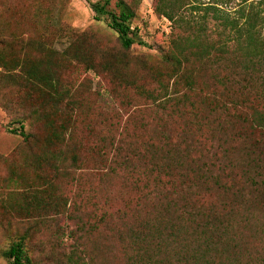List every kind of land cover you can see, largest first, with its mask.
Listing matches in <instances>:
<instances>
[{
	"label": "trees",
	"instance_id": "1",
	"mask_svg": "<svg viewBox=\"0 0 264 264\" xmlns=\"http://www.w3.org/2000/svg\"><path fill=\"white\" fill-rule=\"evenodd\" d=\"M177 1L160 0L157 6L183 29L161 53L163 67L150 68L157 88L149 90L124 73L118 78L150 98L155 115L108 120L110 131L92 150L102 159L101 185L79 189L71 198L55 180L70 177L77 183L73 171L88 159L68 137L80 102L64 73L81 62L85 69L95 67L86 37L63 32L67 46L60 51L11 35L8 18L0 13V104L10 113L27 114L45 135L25 131L23 123L9 131L30 152L38 148L28 164L39 180L47 175L46 165L56 174L36 189L2 194L7 220L33 221L0 248L8 264H33L31 247L40 225L62 214L75 228L68 236L60 226L54 235L62 247L66 235L73 239L70 250L54 252L49 245L46 252L42 244L36 250L53 264H264V33L257 23L264 16L252 6L244 24L223 17L221 29L212 30L204 17L174 20ZM45 2L28 1L26 12L34 9L36 17L49 12ZM110 3L90 6L96 19L106 17L118 34L120 53L144 44L132 27L131 5L118 0L115 10ZM4 9L13 11L8 3ZM99 52L102 73L114 76L127 67L124 57ZM9 89L19 97L15 102L6 97ZM113 178L123 189L110 204ZM7 181L23 178L12 171Z\"/></svg>",
	"mask_w": 264,
	"mask_h": 264
},
{
	"label": "rangeland",
	"instance_id": "2",
	"mask_svg": "<svg viewBox=\"0 0 264 264\" xmlns=\"http://www.w3.org/2000/svg\"><path fill=\"white\" fill-rule=\"evenodd\" d=\"M28 1L30 0H0V13L3 11V15L7 16L12 30L11 35L39 39L62 51L67 46V39L63 32L72 31L75 34H82L87 40L85 48L91 51L92 62L96 67L85 69L84 63L81 62L80 66L72 67L64 73V80L68 82L71 92L80 102L75 112L76 120L68 130V137L77 148H80L81 158L83 156L88 159L84 167L73 171L78 176L77 183H74L70 177V179L55 180L60 192L71 198L79 189L85 190L88 186L97 188L101 185L98 174L104 171L101 168L102 159L92 150L94 147L97 148L104 132L110 131L108 120L124 121L128 117L147 118L155 115L151 110L154 106L153 101L139 96L134 86L127 85L125 82L119 83V74L124 73L126 78L137 84H143L149 90L156 89L157 84L150 75V68L163 67V63L159 62L161 53L169 49L173 34L183 32V29L157 10L160 0H124L135 11L132 27L136 29L138 39L144 44L135 43L129 50L120 53L122 47L118 34L109 27L106 17L96 19L90 6V2L99 0H46L44 7L49 9V12H42L39 17H36L34 9L29 13L26 12ZM117 1L111 0L109 7L118 10ZM7 3L13 11L4 12V5ZM176 5L178 9L173 14L174 20L181 17L185 20L199 21L204 17L212 30L217 27L221 29L219 23L223 17L235 18L239 23L244 24L252 6L259 9L264 16V0H178ZM257 23L263 26L261 31L264 33V21L260 24L258 18ZM99 51L124 57L123 60H127V67L115 73L114 76L102 73L98 66L101 60ZM0 70H2L1 67ZM5 94L10 102H15L19 98L13 89L5 91ZM19 118H22L21 122ZM21 123L25 131L36 132L43 139L45 132L40 123L27 114L25 116L21 110L17 114L14 111L10 113L0 104V203L10 191H19L23 186L24 190H32L33 188H29L30 185L36 189L42 185V182L44 183V178L53 179L56 175L50 170L49 165H46L43 172L47 175L41 176L43 178L39 180L35 168L28 164L38 148H33L30 152L22 138L17 133L9 131L13 128L19 130ZM29 155L31 156L28 160ZM99 158L101 162L98 161ZM12 171L19 173L23 181L17 184L8 183L7 177ZM122 189L120 180L113 178L110 186V204L116 203L114 196L120 194ZM2 194L4 197H1ZM13 196L16 197L14 194ZM3 210L0 208V248L7 245L11 234L22 232L28 222L33 224L32 220H22L16 216H10L7 220ZM40 226L31 247L33 264H53L52 259H46L36 250L40 244L46 245V252L51 249L49 245L55 246L54 252L60 248L70 250L73 239L68 236L75 228V224L67 218V215L62 214L50 216L46 223ZM60 226H64L68 234L63 239V247L57 244L58 240L54 235V231ZM0 264H8V262L0 256Z\"/></svg>",
	"mask_w": 264,
	"mask_h": 264
}]
</instances>
